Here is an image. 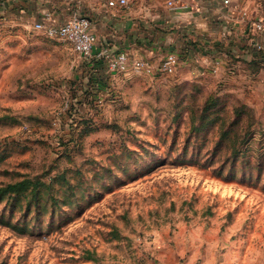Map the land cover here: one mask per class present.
<instances>
[{
	"label": "rangeland",
	"instance_id": "obj_1",
	"mask_svg": "<svg viewBox=\"0 0 264 264\" xmlns=\"http://www.w3.org/2000/svg\"><path fill=\"white\" fill-rule=\"evenodd\" d=\"M38 17L0 40V186H48L0 199V264H264V64L99 73Z\"/></svg>",
	"mask_w": 264,
	"mask_h": 264
},
{
	"label": "crops",
	"instance_id": "obj_2",
	"mask_svg": "<svg viewBox=\"0 0 264 264\" xmlns=\"http://www.w3.org/2000/svg\"><path fill=\"white\" fill-rule=\"evenodd\" d=\"M183 1L187 7L174 9L165 0H128L114 6L107 0H0V40L7 49L15 42L29 41L31 47L27 48L33 55L38 40L28 38V15L49 10L61 21L77 11L90 18L97 36L94 53L102 48L124 49L153 60L166 51L178 53L181 62L172 74L174 81L188 78L191 73L219 75L233 63L244 66L260 60L257 62L264 64V28L251 29L247 21L232 13V5L228 9L214 0ZM232 4L247 7L251 17L264 18V0H232ZM255 41L263 46L262 50L254 47ZM91 59L85 67L107 72L102 58ZM213 65L215 72L210 71ZM210 254L203 255L208 264V259L215 257L213 252Z\"/></svg>",
	"mask_w": 264,
	"mask_h": 264
},
{
	"label": "built area",
	"instance_id": "obj_3",
	"mask_svg": "<svg viewBox=\"0 0 264 264\" xmlns=\"http://www.w3.org/2000/svg\"><path fill=\"white\" fill-rule=\"evenodd\" d=\"M229 9L233 14L243 21H247L254 31L264 28L262 16L251 17L245 6L232 4V0H214ZM128 0H107V4L114 6L124 5ZM171 8H185L188 4L183 0H165ZM30 28L42 32L45 36L66 41L80 57L91 60L97 56L102 58L109 72H122L137 75H148L151 78L156 75H172L175 73L181 60L175 51H166L153 60L147 55H134L127 50L108 51L102 48L96 53L93 47L96 44L97 36L91 27L90 18L86 14L77 11L72 12L66 19L57 21L49 10L42 11L39 17L30 25ZM256 49L262 50L259 42H253ZM211 72L216 71V66L210 67Z\"/></svg>",
	"mask_w": 264,
	"mask_h": 264
},
{
	"label": "trees",
	"instance_id": "obj_4",
	"mask_svg": "<svg viewBox=\"0 0 264 264\" xmlns=\"http://www.w3.org/2000/svg\"><path fill=\"white\" fill-rule=\"evenodd\" d=\"M91 60H93V59H91ZM91 60H88V62L89 63L92 62ZM179 82H183V80H181ZM211 97L213 100L210 101V103H207L205 105V107H207L209 104H211L210 106L217 104L218 101H217L216 97H214V96H211ZM241 107L242 108L237 113V116H239L241 112L249 111V108L246 107L244 104H241ZM250 112L251 111H249V113ZM82 126H83V129L81 130L82 133H87V132L92 130L90 125H82ZM41 186H48V183L45 184V182L40 180L39 178L31 179L29 177H23L21 179H18V180L12 181V182H8L4 185H1L0 186V199H3L5 197L11 196V195L14 198H16L21 193H24L26 191H30L31 198H33L34 196H36L38 194V190Z\"/></svg>",
	"mask_w": 264,
	"mask_h": 264
}]
</instances>
